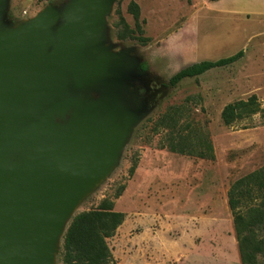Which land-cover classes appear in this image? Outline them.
Returning <instances> with one entry per match:
<instances>
[{
  "label": "rangeland",
  "instance_id": "1",
  "mask_svg": "<svg viewBox=\"0 0 264 264\" xmlns=\"http://www.w3.org/2000/svg\"><path fill=\"white\" fill-rule=\"evenodd\" d=\"M68 1L4 0L0 22L16 27ZM131 3L138 6V16L129 10ZM123 22L134 31L132 37L119 39V32L126 34ZM176 32L179 36L169 41ZM104 38L112 52L131 50L137 64L146 67L148 89L138 85L122 91L133 107L149 108L116 165L79 202L68 223L107 198L125 215L107 242L116 264H241L227 194L234 182L264 168V126L257 116L227 127L221 113L251 96L264 106V0H111ZM149 44L160 58L137 54ZM240 51L244 57L232 66L169 86L187 66ZM135 95L141 96L137 103ZM171 117H179L176 128L169 127ZM179 132L199 147L211 145L214 159L172 152ZM62 243L55 264H62Z\"/></svg>",
  "mask_w": 264,
  "mask_h": 264
},
{
  "label": "water",
  "instance_id": "2",
  "mask_svg": "<svg viewBox=\"0 0 264 264\" xmlns=\"http://www.w3.org/2000/svg\"><path fill=\"white\" fill-rule=\"evenodd\" d=\"M110 8L69 0L0 22V264H55L74 210L148 112L122 91L148 88L131 50L105 42Z\"/></svg>",
  "mask_w": 264,
  "mask_h": 264
},
{
  "label": "trees",
  "instance_id": "3",
  "mask_svg": "<svg viewBox=\"0 0 264 264\" xmlns=\"http://www.w3.org/2000/svg\"><path fill=\"white\" fill-rule=\"evenodd\" d=\"M129 10L138 16V6L135 3L129 5ZM122 24L126 34L119 32V39L132 37L134 31L129 30L124 22ZM243 57L244 51H240L234 56L218 61L194 63L171 77L169 86L176 88L184 80L195 79L212 70L232 66ZM145 69L146 67H143V70ZM133 99L137 103L141 96L135 95ZM257 116L264 126V106L256 96L228 104L221 113L222 122L227 127L253 120ZM178 119L179 117H171L169 127L176 128ZM177 137L180 140L171 146L172 152L214 159L213 149L206 142L199 144L202 145L199 147L191 142V137L181 136V132ZM199 148H204V151L203 149L200 151ZM136 169L137 163L130 168L131 176ZM124 190L125 186L120 187L115 199H119ZM227 197L241 264H264V168L234 182ZM114 206V201L106 198L96 209L81 213L71 220L62 238L63 245L59 254L62 264H116L107 242L123 225L125 215L116 212Z\"/></svg>",
  "mask_w": 264,
  "mask_h": 264
},
{
  "label": "clouds",
  "instance_id": "4",
  "mask_svg": "<svg viewBox=\"0 0 264 264\" xmlns=\"http://www.w3.org/2000/svg\"><path fill=\"white\" fill-rule=\"evenodd\" d=\"M173 36H179V33H171L168 37V40L171 41ZM158 47V46H157ZM138 55L142 56L143 58L150 59V60H156L160 57H158L157 53L154 51V46L152 44L146 45L145 47H142L141 49L138 50L137 52ZM165 61H168V57L163 58ZM166 68H170V63L165 64Z\"/></svg>",
  "mask_w": 264,
  "mask_h": 264
}]
</instances>
